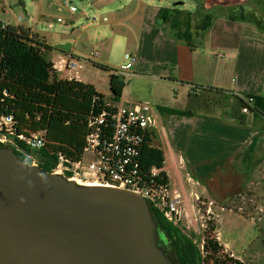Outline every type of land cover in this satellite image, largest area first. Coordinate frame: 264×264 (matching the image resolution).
I'll list each match as a JSON object with an SVG mask.
<instances>
[{
    "label": "crops",
    "instance_id": "crops-1",
    "mask_svg": "<svg viewBox=\"0 0 264 264\" xmlns=\"http://www.w3.org/2000/svg\"><path fill=\"white\" fill-rule=\"evenodd\" d=\"M111 1L98 0L97 4H108ZM163 1L147 0L144 9L146 16L140 19V23L136 22V16L141 9H134L126 16L120 15L115 23L128 29L126 35L128 42L133 46L132 54L139 58L136 78H166V81L173 84L174 89L172 93L149 94L156 96L160 112L154 110V103L147 98L146 92L139 95L136 92L135 97L123 98L122 101L129 104L144 100L152 102L151 128L156 129L161 138L167 159L164 170L169 176L175 171L182 173L187 170L189 173V168L207 165L201 162L202 154H205V157L218 155L223 150L226 151L224 148H228L232 149L234 154L209 174L215 173L229 163L247 169L252 157L254 165H257L253 172L252 181H254V177L259 173L258 164L264 159V116L247 118V113L238 111V98L243 97L247 100L251 95L264 96V32L259 31L256 25L253 27L237 21L221 19L207 34L206 49L193 51L186 43L174 38L168 25L157 27L160 10L164 7ZM200 1L204 2L207 8L241 7L252 2L251 0H191V8L187 2H183L184 6L180 8L196 11ZM256 2L258 3V0ZM128 21L131 23L129 24ZM135 24H140V30L136 29ZM31 29L35 32L34 28ZM46 40L50 45H63L52 44L47 38ZM53 52L55 53L52 55V60L58 74L61 78H65L67 73H71L67 70L69 58L72 56L78 58L77 49L72 44V49L68 53L59 50ZM155 64H157L156 69ZM156 71L161 72L156 74ZM217 89H222L224 92ZM171 101H178L179 105L172 106L169 104ZM214 104L219 107H214ZM161 108L194 111L200 115L215 117L217 120L163 113ZM242 114L243 125L239 126L236 122L240 120ZM190 156H197V159L188 160L187 157ZM188 161H194L197 166L192 167ZM195 181L198 182L196 179ZM176 192L182 195L183 202L186 200L192 202L188 192L184 195L182 192ZM192 196L194 197L193 193ZM227 244L233 251L236 240L228 241ZM236 258L247 262L246 259L238 256Z\"/></svg>",
    "mask_w": 264,
    "mask_h": 264
},
{
    "label": "trees",
    "instance_id": "trees-1",
    "mask_svg": "<svg viewBox=\"0 0 264 264\" xmlns=\"http://www.w3.org/2000/svg\"><path fill=\"white\" fill-rule=\"evenodd\" d=\"M248 5L252 6L254 3ZM248 5L241 6L240 9L232 12L236 13L239 10V13L246 15L245 7ZM215 8H207L202 1L196 11L180 7L161 8L157 24L159 27L168 25L174 38L186 43L193 51H196L200 44H205L207 34L216 24ZM230 19L238 20L234 14L230 16ZM244 19H247V16H244ZM257 23L259 29L264 31V22L257 21ZM49 50L69 52L61 49L59 45H49L45 38L33 32L32 29L0 21L2 70L0 88L1 91L7 92L6 95L4 93L0 95L4 101L1 110L15 116L18 121L16 127L20 132L47 130L49 139V144L40 151H34L24 142L20 143L22 151L14 150L20 160L29 166L33 165V160L28 156L35 153V157L41 161V168L52 173L57 166L60 152L74 159L82 156L87 136L90 133L89 118L92 115L110 111L111 108L108 106V100L99 94L94 84L77 79L61 78L54 61L47 56ZM101 67L112 72L110 75L112 100L121 103L124 91L129 85L126 77L108 66L102 65ZM217 90L224 92L222 89ZM253 99L255 105H250L243 97H239L240 112L248 108L249 112L264 116V96L256 95ZM161 110L163 113L188 118L217 120L215 117L200 115L194 111L175 108H161ZM243 119L242 114L236 123L242 126L241 120ZM220 121L226 120L220 119ZM0 145L11 148L4 143H0ZM166 160L165 149L158 131L154 128L149 129L141 152L142 165L148 172L154 167L161 169L158 179L172 188L170 176L164 170ZM256 166L251 157L247 169L229 163L215 173L194 178L206 186L210 192H223L225 199L221 200H226L227 195L236 189L232 181L222 184L225 182L223 175L229 174L227 176L235 179L237 186L240 174L245 173L246 181L249 183ZM150 206L162 233L165 235L163 240L173 250L177 264H246L238 258L231 257V253L227 252L225 245L220 241V223L209 218L206 221L207 227L203 234H188L180 226L168 220L165 214L152 203ZM259 232V236H263L264 244V231L260 229ZM197 239L200 242H205L204 249L198 245Z\"/></svg>",
    "mask_w": 264,
    "mask_h": 264
},
{
    "label": "rangeland",
    "instance_id": "rangeland-1",
    "mask_svg": "<svg viewBox=\"0 0 264 264\" xmlns=\"http://www.w3.org/2000/svg\"><path fill=\"white\" fill-rule=\"evenodd\" d=\"M97 1L68 0V7L76 6L78 8V12L73 13L68 8L63 7L60 4V0H0V21L15 26L21 25L26 29L34 28L35 32L41 34L43 38L46 37L52 44L70 43L75 45L78 58L75 56L70 57L67 66L71 67L70 63L76 60L78 65L82 66L80 69L82 79L94 84L99 94H102L108 102L120 104L116 103L114 99L112 100L113 92L110 86V75L112 72L104 70L101 66H108L118 72L124 71L123 66L130 62V60H126V55H134L132 54L133 46L128 42L126 35L128 29L125 26H117L115 22L120 15L126 16L133 12L134 9H141L136 16V22L140 23V19L146 16L144 9H146L147 0H112L108 4L104 3L102 5H98ZM251 1L250 3H254V5L245 7L246 15L239 13V10L236 13L232 12L239 7H216L215 23L221 19L231 20L230 16L234 14L235 18L238 19V23L248 24L253 27L256 25L259 29L257 21L264 22V2L263 0H258V3L256 0ZM183 2H187L189 8H191V0H164V7L162 8L183 7ZM249 6L251 7L249 8ZM125 8L127 9L124 10ZM244 16H247V19H244ZM60 17H63L65 22H59L58 19ZM106 17L108 21H105ZM128 22L129 24L131 23V21ZM92 24L94 25L87 27V25ZM134 26L137 30H140V24H135ZM157 27H159L158 24ZM129 31L133 32L134 28L133 31L130 29ZM259 31L261 30L259 29ZM196 45L198 46V44ZM205 49L206 44L202 43L197 51H204ZM54 53L49 50L47 56L52 58ZM156 65H154L155 69ZM136 68V65H134L131 69L132 75L127 78L129 85L123 97H135L136 92L138 95L146 92L148 93L147 98L154 103V110L160 112L156 96H149V94L159 92L172 93L173 84L170 81H166V78H136ZM160 72L156 71L155 73L160 74ZM65 76V78H68L71 73H67ZM249 97L255 98V96L251 95L247 97V100L250 99ZM169 104L178 106L179 102L171 101ZM214 107H219V105L214 104ZM238 111H241L239 103ZM256 116L259 117L260 115H255L252 112L246 114L247 118L252 117V119H255ZM4 144L15 149L10 144ZM224 149L226 151L223 150L218 155L205 157V154H202L200 157L202 159L201 162L207 163V165L199 168H189V173L193 177L187 170L182 173L175 171L170 176L174 190L182 192L183 195L188 192L190 199H192V202L186 200L181 204L183 217L182 222L178 226L188 234H203L207 227L206 221L210 218L216 223H220L219 239L225 245L227 252L231 253V257L235 258L238 256L246 259V264H264L263 236H259V230L263 229L264 231V159L259 163L260 165L258 164L259 173L254 177V181H252V173L250 177L251 184L246 181L245 173L240 174L237 186L235 179L227 176L229 174L223 175L225 182L222 184L232 181L236 189L227 195L228 198L226 200H221L225 199L223 192H210L206 186L196 182L194 179L195 176L204 177L206 176L204 174L213 172L220 163L234 154L232 149ZM33 154L35 155V153ZM187 159L195 160L197 156H190ZM188 162H190L192 167L197 166L194 161ZM196 194L200 196V200L197 199ZM210 210L212 212L209 214ZM234 239L236 244L232 251L229 249L227 242ZM197 243L204 249L205 242H200L197 239ZM162 244H166L164 240H162ZM233 254L235 257L232 256Z\"/></svg>",
    "mask_w": 264,
    "mask_h": 264
},
{
    "label": "water",
    "instance_id": "water-1",
    "mask_svg": "<svg viewBox=\"0 0 264 264\" xmlns=\"http://www.w3.org/2000/svg\"><path fill=\"white\" fill-rule=\"evenodd\" d=\"M164 236L143 195L71 182L0 145V264H177Z\"/></svg>",
    "mask_w": 264,
    "mask_h": 264
},
{
    "label": "built area",
    "instance_id": "built-area-1",
    "mask_svg": "<svg viewBox=\"0 0 264 264\" xmlns=\"http://www.w3.org/2000/svg\"><path fill=\"white\" fill-rule=\"evenodd\" d=\"M60 4L73 13L78 12L76 6L68 7V0H60ZM58 21L65 22L63 17ZM105 21H108L107 17ZM126 60L130 62L124 65V71L118 74L127 79L132 75L131 69L137 65L139 58L137 55L127 54ZM70 66L67 67L71 72L68 78L82 81L80 72L82 66L78 65L76 60H73ZM1 93L7 94L0 88V95ZM254 102L253 98L246 100L250 105ZM3 103V98L0 96V143L10 144L19 151H22L21 142L26 143L34 151H40L49 144L47 130L20 132L16 127L18 121L15 116L1 110ZM108 106L111 108L110 111L89 118L90 133L82 156L74 159L60 152L57 166L52 173L63 175L71 182L76 181L85 185L99 184V186L136 192L164 212L168 220L176 225L180 224L183 217L182 195L158 179L161 169L154 167L148 172L141 161L145 138L148 130L151 129L152 103L140 101L129 104L122 101L120 104L108 102ZM243 111L248 113L249 109L245 108ZM28 157L33 160V165L41 167V161L34 154H29ZM197 199L200 200V196L197 195ZM211 212L212 210L209 214ZM232 256L235 257L234 254Z\"/></svg>",
    "mask_w": 264,
    "mask_h": 264
},
{
    "label": "flooded vegetation",
    "instance_id": "flooded-vegetation-1",
    "mask_svg": "<svg viewBox=\"0 0 264 264\" xmlns=\"http://www.w3.org/2000/svg\"><path fill=\"white\" fill-rule=\"evenodd\" d=\"M166 243V242H165ZM162 246H163V248L167 251V253H168V255H170V256H174V253H173V250L172 249H170V247H169V244H162ZM175 257V256H174ZM173 257V258H174ZM174 259H176V257L174 258ZM175 261H177V259L175 260Z\"/></svg>",
    "mask_w": 264,
    "mask_h": 264
},
{
    "label": "bare ground",
    "instance_id": "bare-ground-1",
    "mask_svg": "<svg viewBox=\"0 0 264 264\" xmlns=\"http://www.w3.org/2000/svg\"><path fill=\"white\" fill-rule=\"evenodd\" d=\"M74 183H77L76 181H74ZM79 183V182H78ZM87 185H89V184H87ZM95 186H99V184H96Z\"/></svg>",
    "mask_w": 264,
    "mask_h": 264
}]
</instances>
